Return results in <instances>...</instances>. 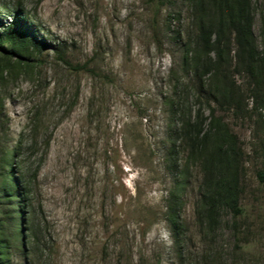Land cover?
I'll list each match as a JSON object with an SVG mask.
<instances>
[{
  "label": "rangeland",
  "instance_id": "374dc122",
  "mask_svg": "<svg viewBox=\"0 0 264 264\" xmlns=\"http://www.w3.org/2000/svg\"><path fill=\"white\" fill-rule=\"evenodd\" d=\"M170 1L0 0V23L21 9L22 26L48 45L29 56L0 51L11 57L0 73V146L20 140L28 175L38 168L26 214L34 252L13 254L14 264H264L255 176L264 117L260 131L253 116L217 111L243 151L242 213L222 209L213 227L197 213L199 164L179 141L167 157L171 98L192 116L198 108L197 81L182 68L191 12ZM251 2L264 49V0ZM11 165L16 175L17 159ZM170 191L180 201L179 246L164 218Z\"/></svg>",
  "mask_w": 264,
  "mask_h": 264
},
{
  "label": "trees",
  "instance_id": "16d2710c",
  "mask_svg": "<svg viewBox=\"0 0 264 264\" xmlns=\"http://www.w3.org/2000/svg\"><path fill=\"white\" fill-rule=\"evenodd\" d=\"M155 1L159 7L171 3L170 0ZM185 2L191 12L193 32L182 42V68L191 72L197 81L198 108L192 116L190 109L184 108L175 97L171 98V112L177 118V127L169 136L171 144L167 157L173 155L175 143L179 141L187 149L188 159L199 164L202 181L198 189L197 213L201 221L213 227L222 209L227 208L234 215L242 213L239 199L243 151L217 111L230 110L236 115L253 116L262 131L264 49L257 45L252 30L251 0ZM23 16L24 12L16 9L10 22L0 23V51L2 45H6L8 53L29 56L48 48L44 40L22 26ZM54 48L59 52V47ZM10 58L0 52V73ZM235 75L244 77V82H237ZM204 106L208 115H204ZM20 149V140L11 151L0 146V264H14L13 254L28 258L34 252L37 239L26 214L30 187L37 181L38 168L28 175L29 169L18 159ZM256 154L261 166L255 176L264 196V139H259ZM16 159L15 175L11 161ZM164 218L174 245L179 246L183 228L180 201L175 191L168 193Z\"/></svg>",
  "mask_w": 264,
  "mask_h": 264
}]
</instances>
